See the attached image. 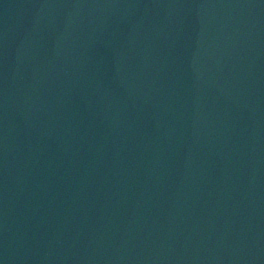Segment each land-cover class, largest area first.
Wrapping results in <instances>:
<instances>
[{"label": "water", "instance_id": "obj_1", "mask_svg": "<svg viewBox=\"0 0 264 264\" xmlns=\"http://www.w3.org/2000/svg\"><path fill=\"white\" fill-rule=\"evenodd\" d=\"M0 264H264V0L5 20Z\"/></svg>", "mask_w": 264, "mask_h": 264}]
</instances>
